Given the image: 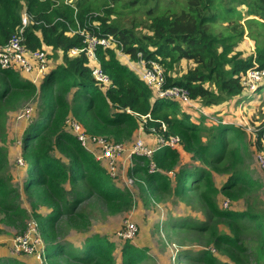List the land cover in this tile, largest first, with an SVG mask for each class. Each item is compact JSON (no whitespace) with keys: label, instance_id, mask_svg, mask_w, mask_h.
<instances>
[{"label":"trees","instance_id":"16d2710c","mask_svg":"<svg viewBox=\"0 0 264 264\" xmlns=\"http://www.w3.org/2000/svg\"><path fill=\"white\" fill-rule=\"evenodd\" d=\"M22 12L29 18L24 29L27 47L32 51L49 49L56 56L60 53L61 62L51 66L39 86L16 72L0 69V143H4L7 113L36 101L37 116L21 140L26 164L21 190L29 200L30 213L20 206L21 195L11 176L3 174L7 161L4 146H0V223L23 233L24 222L31 218L42 238L41 256L49 262L46 264H116V246L108 237H89L77 252L57 241L61 224L83 219L78 208L91 198L97 197L115 211L129 209L132 203L130 195L116 186L94 156L65 131V125L71 117L89 135L119 144L129 143L142 125L151 138L158 134L177 136L191 163L197 160L200 166L189 164L186 157L178 167L177 150L158 149L153 161L166 175L160 171L145 173L141 191L179 199L188 196V184L204 187L199 197L214 217L198 224V233H208L205 245L224 253L232 264H242V256L254 250L251 264H264V216L250 207L243 212L228 209L229 203H237L261 186L245 163L249 152L245 128L208 112L192 115L186 106V111H181L175 101H154L150 89L118 61L111 49L97 51L110 86L93 81L84 55L68 56L71 49L83 47L82 37L71 31L109 35L132 61L140 54L145 62H157L164 69L166 87L186 88L189 100L198 107L209 108L226 100L249 105L257 93L264 95V83L252 95L242 85L248 70H264V0H0V47L20 28ZM138 28L146 33L137 32ZM245 37L254 45L248 56L238 51ZM181 62L193 66L177 77L175 69ZM147 115L149 119L143 122ZM191 115H198V122H192ZM135 161L148 166L145 158ZM220 164H225V170L217 169ZM209 168L226 174L220 188L214 185ZM218 195L227 203L225 210L217 205ZM41 207L49 213L41 215ZM220 224L230 227L229 235L217 231ZM246 234L255 239L251 250ZM145 254L146 249L126 240L120 249V264H138ZM185 259L194 264H220L207 249ZM0 264L25 263L0 259Z\"/></svg>","mask_w":264,"mask_h":264},{"label":"rangeland","instance_id":"374dc122","mask_svg":"<svg viewBox=\"0 0 264 264\" xmlns=\"http://www.w3.org/2000/svg\"><path fill=\"white\" fill-rule=\"evenodd\" d=\"M125 22L129 24L130 19L126 18ZM129 27L131 26L129 25ZM137 32L146 33L143 30H139V28ZM253 48L252 41L245 37L238 46V51L243 53V56H248L253 53ZM60 58V53L58 56L50 53L48 55L50 66L54 67L61 62ZM192 66L189 62H181L175 69V76L183 75ZM263 83L261 82L257 87L263 85ZM208 89L214 90L213 87H208ZM255 91L247 93L252 95ZM257 95L255 99L250 100L249 105H246V102L238 105L235 100H226L209 108L202 105H199V107L210 114H216L228 123L242 125L245 128L249 150L245 163L253 179L257 180L261 186L259 189L246 193L237 203H229L228 209L243 212L247 207H250L254 212L264 216V169L258 159L259 155L264 154V95L258 93ZM34 103L36 101L25 104L17 111L7 113L4 124V143H0V146L1 144L4 146L7 161L3 165V174L11 176V183L21 195L20 206L29 213V200L21 190V185L26 179V164L21 155V140L25 129L37 117L34 113ZM176 104L181 111H186L185 105L178 102ZM197 118L198 115L196 117L190 116L192 122H198ZM258 134H261L259 139L260 146L256 144ZM138 135L144 140L150 139V136L143 132L142 128L136 134L134 133L130 142L138 138ZM177 151L180 157L178 167L181 163H184L186 157H189L186 160L189 164L200 166L197 160L195 163H191L190 154L185 153L181 145H179ZM53 154L59 157L56 151ZM135 166L140 168L134 169ZM225 167V164H220L217 169L225 170ZM139 169H145L146 172L138 171ZM147 170V165L135 161V158L125 161L123 165L120 164L114 182L120 190L130 195L132 201L130 208L115 211L116 208H109L97 197H93L78 208V211L84 216L83 219L73 221L71 225L69 223L66 224V222L61 224V227L58 228L60 231L57 241L70 251L77 252L83 248L85 240L89 237L94 235L108 237L116 246L114 253L116 264H120V249L124 242L118 239L117 234L125 228L126 222H131L135 224L137 231L129 241L138 248L146 249L145 259L138 262V264H194L192 261L186 260L185 257L195 258L197 252L202 249L210 250L217 258L218 263L232 264L224 253L217 252L212 246L205 245L208 233H198V224L214 220L213 215L199 197V193L204 190V187L192 188L193 184H188V188L191 189L188 196L179 199L173 195L156 197L150 194L149 191L143 193L139 187ZM207 170L212 174L214 185L220 188L227 179L226 174L217 173L211 168ZM158 171L166 175L162 170ZM130 177L134 180L133 185L127 183V179ZM215 200L219 209L225 210L223 205L224 197L218 195ZM39 213L45 216L49 211L47 208L41 207ZM29 222H31V218L24 222V227ZM183 224H186V227L180 226ZM72 225L78 226L73 227ZM217 228L220 233L230 234V227L227 225L220 224ZM19 234L20 231L14 226L0 223V259H17L25 264L49 263L43 260L41 256L43 245L38 247L35 255H25L16 252L13 248V243ZM249 237L246 234V240ZM253 238L250 237L248 242L250 250L255 244V239ZM251 252L254 255V250H251ZM252 253L249 256L248 253L242 256V264L252 263Z\"/></svg>","mask_w":264,"mask_h":264},{"label":"built area","instance_id":"2783aa9c","mask_svg":"<svg viewBox=\"0 0 264 264\" xmlns=\"http://www.w3.org/2000/svg\"><path fill=\"white\" fill-rule=\"evenodd\" d=\"M28 23V16L22 12L20 28L5 45L0 47V69L16 72L33 85L38 86L51 70L48 59V55L51 52L49 49L32 51L27 47L24 29ZM70 33L78 34L82 37L83 47L71 49L68 56L75 58L79 55H84L87 59V67H89L91 78L97 85H111L109 76L103 71L97 58L98 49H111L116 54V57L121 56L127 59L129 68L125 67L136 74L140 81L150 89L154 101H175L185 105L189 110L203 113L200 108L189 100V93L186 88L180 86L166 87L164 69L157 62H145L140 54L137 56V61H132L128 55L122 52L121 48H118L114 39L109 35L94 34L84 29L77 30L76 32L71 31ZM263 79L264 70L252 68L242 77V85L246 88L247 92H253L261 82H264ZM145 119H149V115L142 117L143 122ZM65 128L66 132L73 136L85 151L94 156L113 181L117 177L118 166L124 163V161L133 158H145L148 161L147 172L149 174L158 172L153 161L154 152L161 148L177 150L179 145H181V140L177 136L165 137L159 134L152 138L150 137L149 142L138 137L129 143H115L105 137L89 135L71 117L66 120ZM142 128L141 125L138 130H142ZM160 129L162 131L166 130L164 124L160 125ZM258 159L261 167L264 169V154L259 155ZM127 183L133 185V178H128ZM226 205L227 203H224V206ZM136 231L135 224L126 222L125 228L117 234V237L124 242L132 239ZM41 245L42 238L37 225L34 221H31L27 224L25 231L20 233L16 238L13 248L18 253L35 255L38 247Z\"/></svg>","mask_w":264,"mask_h":264},{"label":"crops","instance_id":"0c3cea01","mask_svg":"<svg viewBox=\"0 0 264 264\" xmlns=\"http://www.w3.org/2000/svg\"><path fill=\"white\" fill-rule=\"evenodd\" d=\"M117 59H118V61L122 64V65H124V66H126V67H128V61H127V59L125 58V57H119V56H117L116 57ZM129 68V67H128ZM197 106V105H196ZM198 107V106H197ZM199 108V107H198ZM202 110V112H206V111H204L203 109H201ZM188 112L189 113H191L192 115H196L197 113L195 112V111H193V110H188ZM196 113V114H195ZM198 113H200V112H198ZM201 114V113H200ZM137 132V131H136ZM136 132H135V134H136ZM138 137H140L139 135H138ZM146 142H149L150 141V139H148V140H145ZM125 162V161H124ZM124 163H122L121 165H123Z\"/></svg>","mask_w":264,"mask_h":264}]
</instances>
